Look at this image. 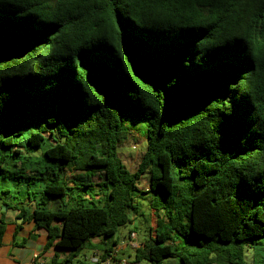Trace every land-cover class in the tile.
<instances>
[{
    "label": "trees",
    "instance_id": "trees-1",
    "mask_svg": "<svg viewBox=\"0 0 264 264\" xmlns=\"http://www.w3.org/2000/svg\"><path fill=\"white\" fill-rule=\"evenodd\" d=\"M141 201L136 262L264 264V0H0V204L70 264L96 237L106 259Z\"/></svg>",
    "mask_w": 264,
    "mask_h": 264
},
{
    "label": "crops",
    "instance_id": "crops-1",
    "mask_svg": "<svg viewBox=\"0 0 264 264\" xmlns=\"http://www.w3.org/2000/svg\"><path fill=\"white\" fill-rule=\"evenodd\" d=\"M98 197L99 196H97V198ZM1 208L2 205L0 204V219L3 218L6 222V232L3 237L2 246H0V264H51L54 261L61 264V262L70 257L69 250L59 248L54 243L49 246L48 232L43 228L37 227L34 221L27 220L18 224L14 222L13 213L7 216ZM18 216L19 212L17 211L15 219H17ZM133 219L134 218L131 217V221L128 223L131 225L128 232H121L120 241L118 238H114L117 241V246L114 247L118 248L117 261L126 258L130 261H134L136 264H148L144 263V261L136 262L135 257L132 255V252L136 251L133 247L136 245L141 247L143 243L142 241L137 242V233L135 231H131L135 222ZM131 234H135V237H132ZM94 239L96 240L90 241V243H88L85 247L92 250L91 255H85V259L92 262V264H95L93 262L95 256L98 255V257L101 258L102 254L106 251V248L110 247L108 245L109 241L101 237H96ZM76 257L77 256L72 258L70 264H74V258ZM76 261L77 264H86L79 259H76Z\"/></svg>",
    "mask_w": 264,
    "mask_h": 264
},
{
    "label": "rangeland",
    "instance_id": "rangeland-1",
    "mask_svg": "<svg viewBox=\"0 0 264 264\" xmlns=\"http://www.w3.org/2000/svg\"><path fill=\"white\" fill-rule=\"evenodd\" d=\"M137 127H140V129H137ZM144 128L141 126V124L137 123L134 125H130V127H128V129L126 130V134L125 137H123L122 141L120 142V146L118 149L119 155L124 163V165L126 166V168L134 173L137 171L139 164L143 158V155L145 154L146 150H147V137L146 135H144ZM26 156H31L30 158H24L22 159V161H35L39 168H42V170H45L47 167H51L52 166V162L50 160H48L47 158H45L43 156L42 150H30L29 152H25L24 153ZM18 160V159H17ZM14 161L13 160H6L3 163V168H5V170H7L6 173L1 174L2 179H5L6 177H12L13 176V168L11 167L10 164H12ZM24 163V162H23ZM17 165L20 167L21 166V162L17 163ZM80 171L75 170L74 168H70L69 169V180L71 181L72 178H74L75 174H79ZM87 175L89 177H93L92 179L95 182L101 181L100 177L96 174L94 176V174L92 173H87ZM9 185L12 186L11 184V179H9ZM150 181H151V176L149 173L144 174L138 184V187L142 190H146L150 188ZM13 187V186H12ZM34 187V184L32 186V188ZM142 202V201H141ZM51 206H53V202L51 203ZM1 210L3 212L6 213L7 216L11 215V213L14 214V222L16 223H23V217H19L17 219H15L16 215H17V211L16 210H7L6 206H2ZM131 217L134 218L133 221L134 225L132 226L133 228L131 229V231H135L137 233V242H143V238L147 237L148 234H150L151 232V228L156 227V218H152L151 217V211L149 209L148 206V202L147 201H143L142 204L139 207V211H133L131 213ZM22 221V222H21ZM136 224V225H135ZM129 228H131V225L128 224L126 227H121L119 232L117 233V235L115 236V238L120 241L121 239V232H128ZM147 235V236H146ZM142 239V240H141ZM96 239H92L91 241H94ZM138 248V246H134L133 249L136 250ZM133 250V251H134ZM92 250L89 248H85L79 255H77L76 258H74V264H77L76 259H79L81 261H83L86 264H92V262H90L89 260L85 259V255H91ZM133 256H136V252H132ZM179 260L177 259H168L165 264H179L178 262ZM144 263H146V261H144Z\"/></svg>",
    "mask_w": 264,
    "mask_h": 264
},
{
    "label": "built area",
    "instance_id": "built-area-1",
    "mask_svg": "<svg viewBox=\"0 0 264 264\" xmlns=\"http://www.w3.org/2000/svg\"><path fill=\"white\" fill-rule=\"evenodd\" d=\"M132 237H135V234H131ZM117 247H113L112 250L108 253L106 259H102V257L95 256L93 262L95 264H136L134 261H130L129 259L123 258L117 261Z\"/></svg>",
    "mask_w": 264,
    "mask_h": 264
},
{
    "label": "water",
    "instance_id": "water-1",
    "mask_svg": "<svg viewBox=\"0 0 264 264\" xmlns=\"http://www.w3.org/2000/svg\"><path fill=\"white\" fill-rule=\"evenodd\" d=\"M22 222V221H21Z\"/></svg>",
    "mask_w": 264,
    "mask_h": 264
}]
</instances>
